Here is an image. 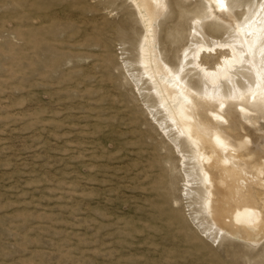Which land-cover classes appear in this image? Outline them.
<instances>
[{"label":"rangeland","instance_id":"obj_1","mask_svg":"<svg viewBox=\"0 0 264 264\" xmlns=\"http://www.w3.org/2000/svg\"><path fill=\"white\" fill-rule=\"evenodd\" d=\"M258 1L230 0L237 21ZM167 2L155 47L201 92L186 55L234 35L199 0ZM143 15L136 0H0V264H264V240L204 215L191 149L141 63Z\"/></svg>","mask_w":264,"mask_h":264},{"label":"bare ground","instance_id":"obj_2","mask_svg":"<svg viewBox=\"0 0 264 264\" xmlns=\"http://www.w3.org/2000/svg\"><path fill=\"white\" fill-rule=\"evenodd\" d=\"M136 1L144 12L141 63L151 72L150 79L158 83L163 104L171 105L167 114L174 130L191 149L205 189V217L221 233L246 242L263 241L264 0L246 6L249 15L244 23L237 21L230 0H224L223 5L199 0L206 14L228 26L235 38L211 44L199 42L186 55V63L203 84L201 92L186 84L179 71L167 67L155 47L157 24L165 17L167 0ZM208 58L214 62L207 64ZM239 74L252 82L238 85ZM174 153L179 168H185L186 157L176 146Z\"/></svg>","mask_w":264,"mask_h":264},{"label":"snow or ice","instance_id":"obj_3","mask_svg":"<svg viewBox=\"0 0 264 264\" xmlns=\"http://www.w3.org/2000/svg\"><path fill=\"white\" fill-rule=\"evenodd\" d=\"M215 2L218 3V4H221V5L224 4V0H215ZM261 7L264 8V3L261 4ZM223 108H224V105H223V103H221L220 104V109L222 110ZM240 111H244V108L241 107ZM213 114H215V109L213 110ZM217 118L223 120L222 116H218Z\"/></svg>","mask_w":264,"mask_h":264}]
</instances>
